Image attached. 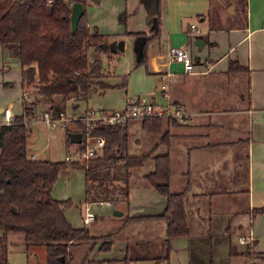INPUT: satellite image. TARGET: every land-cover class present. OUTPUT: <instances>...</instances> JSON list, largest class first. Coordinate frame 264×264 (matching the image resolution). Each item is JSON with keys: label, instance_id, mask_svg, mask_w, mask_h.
I'll return each instance as SVG.
<instances>
[{"label": "crops", "instance_id": "1", "mask_svg": "<svg viewBox=\"0 0 264 264\" xmlns=\"http://www.w3.org/2000/svg\"><path fill=\"white\" fill-rule=\"evenodd\" d=\"M66 3L73 4L71 0ZM86 3L91 31L98 29L110 43L126 31L143 33V40L153 38L148 47L151 73L158 82L166 72L177 75L168 83L162 104L174 103L189 117L178 126L163 129L170 134L165 146L171 164L169 187L172 192H186L184 211L186 204H191V212L185 211L189 234L169 241L167 260L126 263L123 258L133 251H141L145 258L151 256L153 245L159 244L165 231L159 220L130 221L128 217L159 215L166 204L143 176L142 184L135 187L129 180L128 206L114 207L123 214L112 216L123 220L107 233L113 235L109 251L114 250V255L95 250L89 258L102 264H170L173 254L179 252L176 256L181 264H191L188 242L195 237L208 239L212 223L215 235L228 233L235 226L245 244L255 241L250 257L255 259L253 264H259L258 259L264 264V257L259 256L264 253V0H247L245 10L243 0ZM95 8L103 14H97ZM212 19L219 22L217 26ZM174 47L188 52L192 73H184L181 65L169 61L166 51ZM135 53L140 59V52ZM229 61L246 69L227 73ZM231 193L240 197L238 201H246L245 206L234 207ZM91 207L96 209L93 204ZM90 223L95 227V216Z\"/></svg>", "mask_w": 264, "mask_h": 264}, {"label": "trees", "instance_id": "2", "mask_svg": "<svg viewBox=\"0 0 264 264\" xmlns=\"http://www.w3.org/2000/svg\"><path fill=\"white\" fill-rule=\"evenodd\" d=\"M71 1L84 5L75 33H72L70 19L73 4L70 6L65 0H0V45L19 64L20 89L34 90L35 99L40 97L48 105L47 111L52 116L63 112L60 105L69 97L84 99L93 83L99 88H114L101 81V62H88L90 50L110 54L106 37L96 28L90 30L86 15L87 0ZM243 5L245 10L247 0H243ZM134 35L141 37L143 33ZM152 41L153 38L145 39L137 65L148 60L146 52ZM244 69L236 61L228 62L227 73L243 72ZM123 82L124 77L121 85ZM6 85L10 86L9 83ZM33 103L22 101L20 115L14 116L10 123L0 122V242L10 232L21 233L25 244L45 247L46 264H73L71 250L85 244L88 248L78 264H102V261L91 259L89 255L95 250L109 251L113 235L92 236L86 226L80 229L72 226L63 212L70 206V201L51 197L56 178L63 169H80L83 172L85 203L111 202L126 209L131 171L149 161L153 169L143 174V180L165 198V208L159 215L128 219L159 220L165 227L164 235L159 244L153 245L151 256L145 258L138 250L130 256L125 255L123 260L126 263L133 260L155 263L167 260L171 248L169 241L185 238L189 234L183 205L186 192L170 190L168 150L154 155V149L156 145L165 147L168 143L170 134L163 129L180 123L157 116L140 119L144 131L157 134L160 138L150 152L129 155L126 149L129 138L127 123L108 125L97 122L92 127V134L104 137L98 156L72 164L39 161L28 158L26 152L30 137L26 122L36 118L37 104ZM75 123L82 134V124L79 121ZM67 144H72L68 138ZM254 244L255 241H251L243 245L244 251L240 253L244 252L249 257ZM231 249L229 255L236 254L235 249L233 252ZM259 256L264 257V253ZM258 262L262 264V260L258 259Z\"/></svg>", "mask_w": 264, "mask_h": 264}, {"label": "rangeland", "instance_id": "3", "mask_svg": "<svg viewBox=\"0 0 264 264\" xmlns=\"http://www.w3.org/2000/svg\"><path fill=\"white\" fill-rule=\"evenodd\" d=\"M65 1L69 2V0ZM95 9L97 14H103V10ZM89 11L90 8L87 9L86 15H88ZM218 23L216 19H212V24L217 26ZM198 25H200L199 22ZM125 33L120 35V39L113 43H110L111 40L109 42L106 38L105 42L111 49L110 54H100L95 50H90L88 55L89 63L94 60L101 62L103 75L101 81L114 86V88H99L93 83L84 99L69 97L64 104L60 105L66 116L73 114L76 118L82 117L86 111L91 110L95 112L102 110L109 113L118 112L124 108L125 100L135 95L150 96L157 104L165 102L159 94L157 77L151 73L148 51L146 52L148 60L137 65L140 59L136 58L135 52H140L141 58V48L145 40L135 37L134 34H130L127 31ZM137 47L141 50H138ZM12 62L16 61L12 60L11 55L0 45V109L10 107L12 114L16 116L22 112L21 89L19 87L20 73L18 65ZM5 68L7 69L4 73L3 69ZM123 77L124 82L121 85ZM7 83L10 86H5ZM30 90L32 91L33 104L37 105L35 107L36 118L27 121L30 130V137L26 144L27 156L32 160L39 161H64L66 156L72 155V150L75 148V144H67V134L72 131L79 132L80 130L77 128L75 121L70 122L67 128L62 129L59 126L50 127L43 120H39L42 113L48 110V105L43 100L40 101V97L36 100V92L32 89ZM54 99L58 100L59 98L54 97ZM39 131L44 136L45 143L39 150H35L34 146ZM127 133L129 138L126 149L129 155H144L148 153L151 150L150 147L160 138L157 134L144 131L141 128L140 119L135 118L129 120ZM165 152L166 148L164 146L158 145L154 149V155L164 154ZM152 169L153 164L149 161L144 163L142 167L133 169L130 177L131 185L135 187L142 184L141 178L143 174L151 172ZM51 197L56 200L70 201V206L63 212L70 224L77 229L84 227L82 218L85 215V211L91 212L96 218L95 227H93L92 222L86 228L92 236H105L109 230H112L114 225L119 226L123 220H115L111 215V210L116 209L114 207L124 208L121 205L114 204L112 205L113 208L103 205L92 209V204L85 203L83 172L80 169L61 170L53 186ZM232 199L236 200L232 201V203L237 209L245 206L246 201H238L240 197L238 198V196H233L232 194ZM186 205L185 211L190 213L191 204ZM210 226L212 233L208 235V239L204 240L195 237L188 242V258L191 264H253L255 259L250 256L247 257L244 252L240 253L244 251V247L243 244L238 242V237L241 233H237L235 226L228 233L217 235H215V226L212 223ZM87 248L88 246L83 244L71 250L74 256L73 264L80 263ZM230 249L232 252L235 249L236 254L229 255ZM102 253L114 255V250ZM176 253L173 254L170 264H181L182 260L179 256H176L179 252ZM89 256H91V253ZM0 264H46L45 247L43 245L25 244L21 233L10 232L0 242Z\"/></svg>", "mask_w": 264, "mask_h": 264}, {"label": "built area", "instance_id": "4", "mask_svg": "<svg viewBox=\"0 0 264 264\" xmlns=\"http://www.w3.org/2000/svg\"><path fill=\"white\" fill-rule=\"evenodd\" d=\"M194 29V26H192ZM167 57L170 62L177 63L183 68V72L190 74L193 72V61L190 58L188 52L184 48L174 47L166 51ZM177 75L173 73L166 72L161 77L158 82V90L161 97L165 98L166 91L168 89V83L170 81H175ZM32 91L29 88H23L20 96L21 103L25 101L27 103L33 102ZM125 106L122 110L118 112H106L102 111H86L82 117H75V115L70 114L66 116L64 112H57L54 116L50 112L45 111L42 113L39 120H43L46 125L50 127L59 126L62 129L67 128V126L72 121H79L82 126L81 142L75 144V148L72 150V155H68L64 158V162L67 164H72V162L82 163L88 159L95 158L98 156L100 149L104 144V137H99L92 134V127L97 123H104L108 125H118L126 124L129 120L149 118V116L166 117L175 119L179 123L186 120L189 116L182 110V108L173 103L157 104L153 101L152 97L144 95H136L133 98H128L125 100ZM13 118V114L10 107L2 109L1 111V123H10ZM28 125V122H26ZM29 126V125H28ZM96 207L107 205L112 207L111 202H100L95 204ZM90 208V207H89ZM82 222L84 226H88L90 221L94 219V215L91 212L84 213ZM246 239L244 237H238V242L240 244H245Z\"/></svg>", "mask_w": 264, "mask_h": 264}, {"label": "water", "instance_id": "5", "mask_svg": "<svg viewBox=\"0 0 264 264\" xmlns=\"http://www.w3.org/2000/svg\"><path fill=\"white\" fill-rule=\"evenodd\" d=\"M232 9H233V7H230L229 12H231ZM83 13H84V5L82 3L77 2V3H74L72 5L71 15H70L72 33L76 32L80 18L83 15ZM232 14H234V13L232 12ZM197 45L202 47L203 43L198 42ZM1 111H2V109H1ZM37 136H38V138H37V140L35 142V146H34L35 150H39V148H41L45 143L44 136L42 135V133L40 131L38 132ZM68 139H69V142L72 144H79L81 142V134L78 132H71L70 134H68ZM93 207L96 208V205L93 204ZM11 210H12V212H14V209H11ZM111 213H112V216H114V217H121V215L123 214L122 212H120L116 209H113L111 211Z\"/></svg>", "mask_w": 264, "mask_h": 264}]
</instances>
